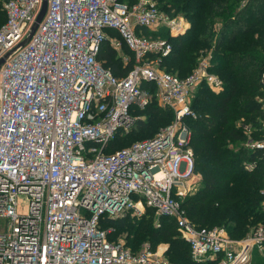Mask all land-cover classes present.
<instances>
[{
  "label": "built area",
  "instance_id": "2783aa9c",
  "mask_svg": "<svg viewBox=\"0 0 264 264\" xmlns=\"http://www.w3.org/2000/svg\"><path fill=\"white\" fill-rule=\"evenodd\" d=\"M41 6L8 0L0 27V264H172L169 244L135 252L104 226L148 210L157 222L173 220L196 263L251 264L250 250L264 252V225L232 240L223 228L195 225L182 206L194 173L193 100L202 85L223 90L209 55L186 78L159 68L173 52L165 35H184L186 17L158 0H48L21 45ZM112 31L133 53L122 58L133 61L124 77L98 60L105 42L121 44ZM153 102L173 114L171 123L108 153ZM251 148L264 149V141Z\"/></svg>",
  "mask_w": 264,
  "mask_h": 264
},
{
  "label": "trees",
  "instance_id": "16d2710c",
  "mask_svg": "<svg viewBox=\"0 0 264 264\" xmlns=\"http://www.w3.org/2000/svg\"><path fill=\"white\" fill-rule=\"evenodd\" d=\"M7 1L0 0V27L6 22ZM135 1L129 0V4ZM164 1L158 0L163 7ZM167 4L184 14L190 28L179 37L165 35L173 45L172 54L161 60L165 70L186 78L198 59L210 54L213 59L210 70L223 81L220 92L200 86L192 103L198 115L196 120H187L192 131L194 170L203 175L205 182L202 190L183 200L182 206L195 225L207 228L214 227L211 225L214 223L230 225L228 235L241 240L251 232L258 218H264L261 210L264 149H245L247 134L233 125L235 118L258 111L262 117L252 122L253 134L264 137L261 128L264 110L258 101L264 97L261 91L264 0H172ZM129 52L133 58V53ZM98 60L118 77L126 76L133 65V61L123 65L122 58L116 56L108 41L103 44ZM140 117L128 135L117 136L108 153L152 138L171 123L173 114L153 102ZM146 135L148 137L144 138ZM248 164L253 165L252 170L246 169ZM152 213L148 210L142 219L128 216L106 220L104 226L114 229L111 239H116L117 233L128 231L127 245L135 252L145 242L152 248L163 242L169 244L167 259L172 264H198L191 257L190 247L176 231L173 220L164 218L166 222L156 226L150 219ZM204 264H220V259ZM255 264H264V261Z\"/></svg>",
  "mask_w": 264,
  "mask_h": 264
},
{
  "label": "rangeland",
  "instance_id": "374dc122",
  "mask_svg": "<svg viewBox=\"0 0 264 264\" xmlns=\"http://www.w3.org/2000/svg\"><path fill=\"white\" fill-rule=\"evenodd\" d=\"M137 1L138 0H136L133 4H135V3H137ZM156 1V0H155ZM170 2V1H172V0H165L164 1V5H165V7H163V5H161L160 3H159V5L161 6V8L163 9V10H166L167 9V5H169V4H167V2ZM121 3H123V4H129V0H121L120 1ZM177 13H180L181 15H184L182 12H177ZM179 14V15H180ZM165 33H163V35H164ZM109 36H110V38L112 39V42H114L115 43V41H119L121 44H118V42L116 43V44H118V47L116 48L113 44H111L110 42H109V46L111 47V49H113L114 50V52H115V54H116V56L118 55L119 57H120V59L121 58H125V57H128V56H130V52H129V50L127 49V47L125 46V44H124V40H123V38L121 37V36H119V35H117L115 32L114 33H110L109 34ZM165 38H167L166 36H165ZM209 56H210V54H209ZM210 58H211V56H210ZM211 61V64H213V59H211L210 60ZM216 63H219V62H216ZM197 64H198V62H197ZM159 68L160 69H162V70H165L166 69V67H164L163 66V64H162V61L161 62H159ZM174 74H176V72L174 73ZM261 91H264V89L262 88L261 89ZM261 100L262 99H259L258 98V101L261 103ZM262 117V114L260 113V112H255V113H253V114H251V115H248V116H244V117H239V118H235V120H234V122H233V125L235 126V127H237L238 129H240V130H242V131H244V132H246V134H247V140L244 142V146H245V149H248V148H250L251 149V146L253 145V144H255V143H258V142H260V141H264V137H261V136H256V135H254L253 133H254V131H253V126H252V122L254 121V120H259L260 118ZM162 129V128H161ZM156 135V134H155ZM154 135V136H155ZM146 137H148L147 135L144 137V138H146ZM146 139H148V138H146ZM139 141V140H138ZM244 155V154H243ZM232 177V176H231ZM204 177H203V175L201 174V173H199L198 171H195L194 170V173H192L191 174V176L188 178V180H187V184H186V187H185V191L183 192V194H182V196H181V198H182V202H183V200L184 199H186V198H188V197H191L192 195H195L197 192H199L200 190H202V187H203V185H204ZM24 200V198H21V201H23ZM261 210H262V212L264 213V205L262 204V208H261ZM262 214V213H261ZM155 214L154 213H152V214H150V219H152L153 220V223L154 224H157V223H162V222H166L165 221V219L164 218H162V219H160L159 220V222H157V221H155ZM212 226H214V227H219V228H223L226 232H227V237L228 238H230V239H232V240H237V239H234V238H231L230 237V235H228V231H227V228L228 227H230V225H226V224H218V223H214V224H211ZM210 225V226H211ZM261 225H264V218L262 217V218H258L257 220H256V224L251 228V232L245 237V238H243V239H241V240H237V241H243V240H245L249 235H251L252 234V232L257 228V227H259V226H261ZM128 233V231H124V232H122V233H117V234H115L114 236H115V238L116 239H120V240H123V239H126V237H127V234ZM132 239V238H131ZM147 244H149V243H147V242H145L144 244H142L141 246H140V249L143 247V246H145V245H147ZM160 244H168V243H159L158 245H160ZM150 245V244H149ZM157 245V246H158ZM156 246V247H157ZM139 250V249H138ZM249 255H250V263L251 264H255L257 261H264V252H259V251H257V250H250V252H249Z\"/></svg>",
  "mask_w": 264,
  "mask_h": 264
},
{
  "label": "water",
  "instance_id": "95a60500",
  "mask_svg": "<svg viewBox=\"0 0 264 264\" xmlns=\"http://www.w3.org/2000/svg\"><path fill=\"white\" fill-rule=\"evenodd\" d=\"M47 6H48V0H42V6H41L39 14H38V16L36 18V21H35V23L33 25L32 32L29 35V37L27 39H25V41L21 45H25L26 43H28L30 41L32 35L34 34V32L38 28L39 24L42 22V20L44 19L45 15H46ZM4 61H5V58L0 61V67L4 63Z\"/></svg>",
  "mask_w": 264,
  "mask_h": 264
}]
</instances>
